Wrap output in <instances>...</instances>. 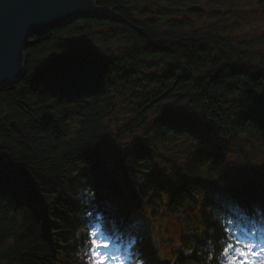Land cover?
I'll return each instance as SVG.
<instances>
[{"label": "trees", "instance_id": "16d2710c", "mask_svg": "<svg viewBox=\"0 0 264 264\" xmlns=\"http://www.w3.org/2000/svg\"><path fill=\"white\" fill-rule=\"evenodd\" d=\"M94 1L0 88V264H92L97 227L144 264L164 242L166 264H226L244 244L220 216L264 209V47L231 19L264 0Z\"/></svg>", "mask_w": 264, "mask_h": 264}, {"label": "water", "instance_id": "95a60500", "mask_svg": "<svg viewBox=\"0 0 264 264\" xmlns=\"http://www.w3.org/2000/svg\"><path fill=\"white\" fill-rule=\"evenodd\" d=\"M107 13L94 0H0V88L22 77L28 38L78 17Z\"/></svg>", "mask_w": 264, "mask_h": 264}, {"label": "rangeland", "instance_id": "374dc122", "mask_svg": "<svg viewBox=\"0 0 264 264\" xmlns=\"http://www.w3.org/2000/svg\"><path fill=\"white\" fill-rule=\"evenodd\" d=\"M245 7L246 6L244 4L243 7L240 9V14L237 15V17L231 19V23L236 22L239 25L238 29L235 31L234 34L238 38H243V39L253 40V41L260 40L263 43V47H264V14L257 7L252 8V9H249V8L246 9ZM253 13H256V15H253ZM226 18L227 17H225V19ZM249 143H250L249 138L245 137L243 140H241L240 145L242 147H250ZM111 146L114 147L115 145L112 144ZM250 151L251 150L249 148H246L245 149L246 155ZM248 161H249L248 156L246 159H236L235 160L236 166L234 169L240 174L241 177H245L247 175H254L256 172L260 171L258 169L259 166L257 164H255L254 166H250L247 164ZM252 162L255 163L256 159L253 160ZM257 186H258L259 193H260L262 190H264V180H259L257 182ZM250 207H252V205H250ZM170 224L171 226H169V230L173 234H176L178 232V229H175L172 227V222H170ZM108 258H109L108 264H120L119 260L114 259L113 256L110 255Z\"/></svg>", "mask_w": 264, "mask_h": 264}, {"label": "snow or ice", "instance_id": "6c2138e0", "mask_svg": "<svg viewBox=\"0 0 264 264\" xmlns=\"http://www.w3.org/2000/svg\"><path fill=\"white\" fill-rule=\"evenodd\" d=\"M261 220L264 221V216L261 217ZM96 234L100 235L103 240L109 239L105 229H101V231ZM255 238V236L250 237L244 243L243 247H235V249L231 244L221 245L226 264H264V243L259 246V251H257V245L251 243ZM236 240L239 241L240 237H236ZM134 243L135 241H133V244ZM92 246L96 249V251L92 253L93 257H98L92 261V264H108V256L100 251V249H108V244L97 243L96 240H93ZM233 250L235 251V255H233Z\"/></svg>", "mask_w": 264, "mask_h": 264}, {"label": "bare ground", "instance_id": "6f19581e", "mask_svg": "<svg viewBox=\"0 0 264 264\" xmlns=\"http://www.w3.org/2000/svg\"><path fill=\"white\" fill-rule=\"evenodd\" d=\"M255 194H256V192H254V193H253V195H252V193H251V194H250V197H253V196H255Z\"/></svg>", "mask_w": 264, "mask_h": 264}]
</instances>
